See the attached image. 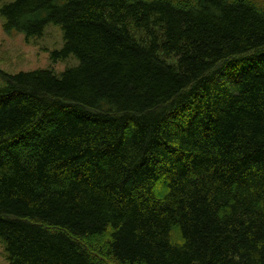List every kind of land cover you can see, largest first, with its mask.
Segmentation results:
<instances>
[{
  "label": "trees",
  "instance_id": "16d2710c",
  "mask_svg": "<svg viewBox=\"0 0 264 264\" xmlns=\"http://www.w3.org/2000/svg\"><path fill=\"white\" fill-rule=\"evenodd\" d=\"M56 63L0 68L9 264H264V0H0Z\"/></svg>",
  "mask_w": 264,
  "mask_h": 264
},
{
  "label": "rangeland",
  "instance_id": "374dc122",
  "mask_svg": "<svg viewBox=\"0 0 264 264\" xmlns=\"http://www.w3.org/2000/svg\"><path fill=\"white\" fill-rule=\"evenodd\" d=\"M62 45V31L59 26L50 24L42 37L33 38L27 43L21 33L7 34L2 28L0 18V68L7 72L39 68H53L57 73L62 72L77 62L72 56L56 63L50 61L49 52L59 49ZM0 264H9L4 257L1 244Z\"/></svg>",
  "mask_w": 264,
  "mask_h": 264
}]
</instances>
